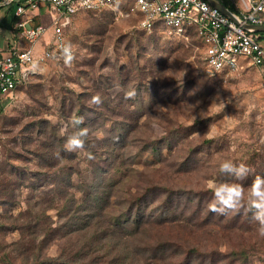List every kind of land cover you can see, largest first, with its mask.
Returning <instances> with one entry per match:
<instances>
[{"label": "rangeland", "instance_id": "1", "mask_svg": "<svg viewBox=\"0 0 264 264\" xmlns=\"http://www.w3.org/2000/svg\"><path fill=\"white\" fill-rule=\"evenodd\" d=\"M131 4L124 0L72 17L63 30L73 45L71 66L58 58L37 63L43 71L0 106V189L8 190V195L0 192L8 204L6 209L0 205V264L20 261L16 243L22 238L17 228L21 222L8 219L9 209L15 218L31 207L39 213L34 205L46 206L50 192L70 173L78 203L93 192L107 197L112 190V215L122 216L126 229L130 201L146 197V219L175 225L180 229L175 233L208 220L212 194L207 182L234 179L219 171L223 160L248 165L250 174L240 181L245 187L256 175L264 176V65L247 61L236 72L208 76L202 72L204 44L194 27L142 30ZM49 18L44 20L48 26ZM53 38L50 33L38 51L48 48ZM83 92L89 95L81 100ZM92 92L101 96L99 106L89 103ZM80 108L92 151L63 152L65 157L53 168L59 174L65 165V174L54 182L56 170L46 156L28 150L34 143L27 135L43 145L56 128L66 140L75 130L70 118ZM41 118L50 127L39 136L33 123ZM48 213L61 220L57 209ZM236 215L239 233L253 247L249 264H264V238L254 232L251 213L241 210L228 216ZM213 233L209 227L198 230L201 239ZM226 246L221 240V250ZM60 252L59 240L43 248L49 256Z\"/></svg>", "mask_w": 264, "mask_h": 264}, {"label": "trees", "instance_id": "2", "mask_svg": "<svg viewBox=\"0 0 264 264\" xmlns=\"http://www.w3.org/2000/svg\"><path fill=\"white\" fill-rule=\"evenodd\" d=\"M220 1L234 10L231 0ZM38 24L39 22L36 23ZM87 95L88 92L80 93L79 99L82 100V97ZM91 95L94 96V93ZM83 112L82 108L78 109L76 116H82ZM34 125L39 128L37 129L39 136L49 132L48 119L41 118L34 122ZM80 127H86L85 123ZM52 129L53 138L47 139L43 145L36 144L35 141L38 139L31 134L27 135L34 143L33 148L29 147L28 150L46 156L47 158L42 157L47 160L51 168L66 154L63 153L65 138L59 136L56 128ZM92 146L89 134L85 147L89 153L92 151ZM59 150L62 153L61 157L57 158L56 153ZM53 169L56 170L52 172L55 182L65 174V165H62L59 174L56 168ZM71 177L72 173L68 174L67 179L62 180L63 185L50 192L52 197L46 206L34 205V208H40L39 213H35L31 207V210L22 212L15 218L9 209L8 219L16 224L21 222L17 224L22 235L20 241L16 243L20 249L18 264H249L250 262V256L253 254L250 248L253 247L249 246L245 237L241 232L239 233L238 215L230 218L228 215L219 216L210 212L207 221L193 225L189 223L181 233H175L177 230L180 231L175 225L167 227L164 220L146 219L149 203L146 197H143L138 203L133 204L132 200L130 201L128 206L130 213L124 216L128 220L124 224L126 228L124 229L121 227L122 216L112 215L113 204L111 199L108 201L113 194L112 190H107L109 193L107 197L102 193L99 195L98 192H93L83 202L78 203L77 196L73 192ZM6 190L1 188L0 192H6L8 195ZM151 191L152 189L148 196L151 195ZM145 201L147 203H144ZM58 203L62 205L59 206ZM0 205L5 209L8 208L7 201L3 199L0 200ZM53 208L58 210L61 220L55 221L49 215L48 211ZM173 209L172 204L171 210ZM118 225L123 230H115L118 229ZM147 226H151V230ZM153 227L155 229H152ZM205 227H209L214 233L201 239L198 230ZM168 228L171 231H167ZM41 235L44 237L39 240ZM53 240H59L60 254L57 256L44 254V246ZM221 240L227 244L225 251L221 250Z\"/></svg>", "mask_w": 264, "mask_h": 264}, {"label": "built area", "instance_id": "3", "mask_svg": "<svg viewBox=\"0 0 264 264\" xmlns=\"http://www.w3.org/2000/svg\"><path fill=\"white\" fill-rule=\"evenodd\" d=\"M9 1V0H7ZM124 0H27L19 5L17 16H24L45 3L52 17L51 25H31L34 17L20 21L18 28L27 41L14 45L0 54V106L37 73L29 71L32 62L44 63L59 57L61 46L67 43L64 28L72 17L82 12H98ZM231 16L207 0H132V9L139 14L138 26L152 31L162 25L168 29L194 27L204 44L202 72L208 76L233 73L248 61L264 65L261 35L248 29L249 25L264 26V0H232ZM52 31L53 40L39 52L36 45ZM73 51V49H72ZM74 52V51H73ZM59 59V58H58ZM2 134L0 133V150Z\"/></svg>", "mask_w": 264, "mask_h": 264}, {"label": "clouds", "instance_id": "4", "mask_svg": "<svg viewBox=\"0 0 264 264\" xmlns=\"http://www.w3.org/2000/svg\"><path fill=\"white\" fill-rule=\"evenodd\" d=\"M73 45L68 42L61 46L59 59L66 66H71L75 60L72 51ZM32 73L42 72L36 62H32L29 66ZM129 96L132 93H128ZM91 105L99 106L102 99L99 94L90 98ZM70 125L75 129L69 135L63 144V150L68 153H77L85 149L86 138L89 136V128L80 127L84 123L83 116H73L69 121ZM68 125L60 129L63 135ZM60 158V153H56ZM219 171L233 177L230 181H212L207 182L208 191L211 192L212 198L207 202V210L219 216H227L232 213H238L243 210L245 213H251L250 222L255 225L254 232L261 238H264V176L256 175L250 184L246 187L240 181L245 180L250 174V168L247 164L234 163L225 159L219 164Z\"/></svg>", "mask_w": 264, "mask_h": 264}, {"label": "crops", "instance_id": "5", "mask_svg": "<svg viewBox=\"0 0 264 264\" xmlns=\"http://www.w3.org/2000/svg\"><path fill=\"white\" fill-rule=\"evenodd\" d=\"M26 2L27 0H0V54L6 53L14 45L25 46L27 44V41L21 36L18 28V23L20 21L26 20L28 17H34L31 25L37 26V22H39V24H46L44 20L47 19L48 16L50 17V21L52 20L48 7L45 3L41 4L38 9L29 11L28 14L24 16H17V7L25 4ZM221 3L224 5L223 2ZM227 8L231 10L229 7ZM248 29H251L255 33L262 36L261 40L264 46V27L249 25ZM50 33H52V31ZM49 34H47L42 40L46 41ZM41 41L36 45L37 50H39V44Z\"/></svg>", "mask_w": 264, "mask_h": 264}, {"label": "water", "instance_id": "6", "mask_svg": "<svg viewBox=\"0 0 264 264\" xmlns=\"http://www.w3.org/2000/svg\"><path fill=\"white\" fill-rule=\"evenodd\" d=\"M207 1H209L213 6L223 11L226 15L231 16L230 10L225 5H223L219 0H207Z\"/></svg>", "mask_w": 264, "mask_h": 264}]
</instances>
